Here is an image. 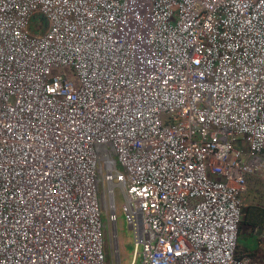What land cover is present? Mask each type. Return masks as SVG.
Returning <instances> with one entry per match:
<instances>
[{
  "label": "built area",
  "instance_id": "built-area-1",
  "mask_svg": "<svg viewBox=\"0 0 264 264\" xmlns=\"http://www.w3.org/2000/svg\"><path fill=\"white\" fill-rule=\"evenodd\" d=\"M258 169L264 0H0V264H108L117 185L131 264H264Z\"/></svg>",
  "mask_w": 264,
  "mask_h": 264
},
{
  "label": "rangeland",
  "instance_id": "rangeland-1",
  "mask_svg": "<svg viewBox=\"0 0 264 264\" xmlns=\"http://www.w3.org/2000/svg\"><path fill=\"white\" fill-rule=\"evenodd\" d=\"M38 22H40V24ZM31 28L33 32H42L45 28V24L42 20L37 21V19H33L31 21ZM239 138L243 137L239 136ZM115 181H118V179ZM100 193H103V189H101ZM114 204L117 224L110 220L108 222L111 210L103 208L102 212L103 221L108 223V230L105 238L107 261L108 264H118L120 258L121 264H131L136 249V240L133 230L130 229L128 225L127 215L124 208L125 196L122 188L118 185L115 187ZM139 250H142V246H140ZM139 261L140 257L138 259V262Z\"/></svg>",
  "mask_w": 264,
  "mask_h": 264
},
{
  "label": "crops",
  "instance_id": "crops-1",
  "mask_svg": "<svg viewBox=\"0 0 264 264\" xmlns=\"http://www.w3.org/2000/svg\"><path fill=\"white\" fill-rule=\"evenodd\" d=\"M247 182L248 189L243 195V215H245L246 209L250 204H258L264 207V170L258 169L248 174ZM237 247L239 253L250 255L253 259L264 263V228L259 225L251 227L241 224Z\"/></svg>",
  "mask_w": 264,
  "mask_h": 264
},
{
  "label": "trees",
  "instance_id": "trees-1",
  "mask_svg": "<svg viewBox=\"0 0 264 264\" xmlns=\"http://www.w3.org/2000/svg\"><path fill=\"white\" fill-rule=\"evenodd\" d=\"M241 224L251 227L259 225L261 228H264V207L258 204H250L246 209L245 215H243Z\"/></svg>",
  "mask_w": 264,
  "mask_h": 264
}]
</instances>
